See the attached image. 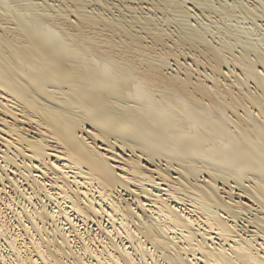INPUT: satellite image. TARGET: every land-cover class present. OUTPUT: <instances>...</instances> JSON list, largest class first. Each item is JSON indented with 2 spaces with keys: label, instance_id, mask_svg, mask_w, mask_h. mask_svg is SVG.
I'll return each instance as SVG.
<instances>
[{
  "label": "bare ground",
  "instance_id": "1",
  "mask_svg": "<svg viewBox=\"0 0 264 264\" xmlns=\"http://www.w3.org/2000/svg\"><path fill=\"white\" fill-rule=\"evenodd\" d=\"M241 2L0 0V264H264V34L227 23L264 4Z\"/></svg>",
  "mask_w": 264,
  "mask_h": 264
},
{
  "label": "rangeland",
  "instance_id": "2",
  "mask_svg": "<svg viewBox=\"0 0 264 264\" xmlns=\"http://www.w3.org/2000/svg\"><path fill=\"white\" fill-rule=\"evenodd\" d=\"M228 1H231V2H232V1H234V0H228ZM241 1H242L243 3H242ZM257 1H259V2H257ZM240 2H241L243 5L245 4V5H244L245 7H249V6H250L251 9L253 8L252 10H254L255 8L258 9V8L256 7V5L259 7L260 3H261V4H264V0H263V1H262V0H256V1H255V0H240ZM190 3H191V1H190ZM215 3H216V0H215ZM191 4H192V3H191ZM191 4H188V7H189V8L192 7ZM93 7L95 8V7H97V6H93ZM250 7H249L248 9H250ZM192 8H193V7H192ZM193 10H194V12H195L197 9H196V8H193ZM171 12L173 13V15H170ZM196 12H197V14H198V12H200V11L197 10ZM170 13L168 14V11H167V12H164V13H163L162 11H159V12L155 13V15H156L157 17H156L155 15H153V17H154V18L156 17V20H159V21H160L162 18L164 19V20L162 19V22H160V23H159L158 21H157V22H158L159 26L162 24V26H160V27L164 28V27L166 26L167 29H166V27H165L164 29H160V27L158 26L160 30H162L163 32H165V29H166L167 33L169 32L168 34H170V35H172V36H177L176 31H178V30L175 28L174 25H175V22H176L177 18L180 17V16L177 17L178 14L176 13V14H177V15H176L175 12H173V11H170ZM164 14H166V16H165ZM201 14H202V13H201ZM203 14L205 15V13H203ZM203 14H202V15H203ZM206 14H207V13H206ZM168 15H169L170 17H169ZM207 15H208V14H207ZM209 15H210L211 20H210V18H209V16H208L207 18H205V17H201L200 20H197V21H196L195 19H189V23H190V25L192 26V28H194V27L198 28V25H199V24L205 19V20L202 22L203 25L206 24V25H208L207 27H209V25H210L209 28L212 29V28L215 27L214 25L216 24L215 29H213V30H215V31H217L218 29H219L218 31H221V30L223 31V29H225V28H229V25H230V24H231V26H230L229 29H231V30H235V28H236L237 26H238L237 28L241 27L243 30H245V29L247 28V31H246V32H248V34H246V36L243 35V33L241 34V37L245 38L244 41L242 40L243 42H245V40H246V38H247L248 41H246L247 43L245 42L246 44H248L249 42H251V41H249V40H251L252 38L249 39V37L252 36L253 39H255V38L258 37L259 35L264 34V29H263V28H264V21H263V20H264V13H262V14L260 15V16L262 17L263 20L261 19V17H260V21H258L259 18H256V23H259V22H260L259 24H261V23L263 22L261 25H259V24L256 25V26H259V27H258L259 30H260V27H261V29H262V30H260L261 33H259V34L256 33V31H257V32H259V31H258L257 27L255 26V24H251V23H254V22H253L254 19L252 20V19L250 18V19L252 20V21H251L249 18H246V19H247L246 21H245V19H244V20L242 19V20H239V21H238V19H240V18H235V17H234V19H233L232 17H230V18H232V20L229 19V18H228L229 20L227 19V23H228V21H229V25H228V24L225 22L226 20H225V21H224V20L221 21V16L219 17V14H209ZM162 16H163V17H162ZM172 16H173V17H172ZM211 16H212V17H211ZM157 18H158V19H157ZM159 18H160V19H159ZM166 18H167L168 20H165ZM208 18H209V20H208ZM175 19H176V20H175ZM178 19H179V18H178ZM202 19H203V20H202ZM206 19H207V20H206ZM218 19H220V20H218ZM169 20H171V21H169ZM172 21H173V22H172ZM215 21H216V22H215ZM217 21H218V23H217ZM198 22H200V23H198ZM220 22H223L224 24L222 23L223 25H221ZM169 23L171 24L170 26L168 25ZM194 23H195V24H194ZM202 23H201V24H202ZM204 23H205V24H204ZM225 23H226V24H225ZM163 24H164V25H163ZM172 24H173V25H172ZM201 24L199 25V27L201 26ZM217 24H218V25H217ZM235 24H236V25H235ZM206 25H205V26H206ZM226 25H227V26H226ZM240 25H241V26H240ZM242 25H243V26H242ZM172 26H174L173 29H172ZM211 26H213V27H211ZM220 26H222V27H220ZM225 26H226V27H225ZM218 27H220V28H222V29H220V28H218ZM224 27H225V28H224ZM251 27H252L253 29H252ZM262 27H263V28H262ZM174 28H175L176 30H175ZM217 28H218V29H217ZM232 28H234V29H232ZM237 28H236V31H237ZM241 28H239V29H241ZM255 28H256L257 30H256ZM168 29H169V30H168ZM170 29H171V30H175L174 32H175L176 35L174 34V32H173V34H172V31H171ZM194 29H195V28H194ZM216 29H217V30H216ZM239 29H238V30H239ZM242 29H241V31H243ZM251 29H252V30H251ZM254 29H255L256 31H255ZM211 31H212V30H211ZM218 31H217V32H218ZM252 31H253V32H252ZM254 31H255L254 36L256 35L255 37L252 35V34L254 33ZM244 32H245V31H244ZM250 32H252L251 36L249 35ZM214 35H217V34H214ZM239 35H240V34H239ZM242 35H243V36H242ZM209 36H210V35H209ZM212 36H213V35H212ZM212 36H211V37H212ZM244 36H245V37H244ZM174 38H175V37H174ZM214 38H215V36H214ZM214 38H213L212 41H214ZM211 39H212V38H211ZM211 39H210V37H209V40H211ZM241 39H242V38H241ZM253 39H252V40H253ZM214 42H217L216 38H215V41H214ZM252 57H253V55H252Z\"/></svg>",
  "mask_w": 264,
  "mask_h": 264
}]
</instances>
